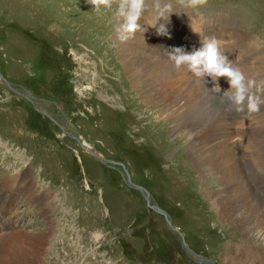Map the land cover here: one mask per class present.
<instances>
[{
	"label": "rangeland",
	"instance_id": "rangeland-1",
	"mask_svg": "<svg viewBox=\"0 0 264 264\" xmlns=\"http://www.w3.org/2000/svg\"><path fill=\"white\" fill-rule=\"evenodd\" d=\"M159 3L157 9L145 0L138 20L158 44L148 52H190L202 38H214L248 80L264 84V0H206L187 8L178 0ZM115 10L97 11L87 0H0V187L18 186L24 196L33 181L53 194L49 220L21 198L22 227L53 230L50 264H264L262 236L232 227L226 229L233 235L222 236L213 220L200 218L197 206L207 196L214 201L206 189L219 184L210 177L203 192L194 185L200 168L192 137L185 139L174 118L161 121L154 112L183 113L186 101H195V117L207 126L227 101L207 94L210 77L204 84L187 68L135 87L121 65L127 40L117 39ZM161 24L166 34L158 33ZM169 82L175 90L166 92V103L153 97L159 104H144L154 87L168 90ZM218 83L230 88L227 77ZM226 113L235 126L249 116L256 128L264 124V105L250 115ZM252 177L264 199V177ZM5 199L0 195V206L10 203Z\"/></svg>",
	"mask_w": 264,
	"mask_h": 264
},
{
	"label": "bare ground",
	"instance_id": "bare-ground-1",
	"mask_svg": "<svg viewBox=\"0 0 264 264\" xmlns=\"http://www.w3.org/2000/svg\"><path fill=\"white\" fill-rule=\"evenodd\" d=\"M123 22L124 19L121 18L119 23ZM138 24L140 28L123 43V50L121 48L120 52L122 57V60H120L122 61L121 65L124 62L128 68L130 78L135 87H141V80L145 84L156 82L159 77L162 80H167L169 73L177 71L174 63L168 58L166 53L163 56L157 50V52H148L150 45L157 44L156 38L151 36L153 31H148L150 28L146 30L147 28L142 27L140 23ZM167 51L165 50L164 52ZM189 51L192 52L193 50ZM210 78L209 83L214 87L216 82ZM169 86L168 90L166 87H154L152 92L144 97V104H159L151 100L153 97L158 98L160 101L162 100V103H166L168 101L167 98L170 99L169 94H166V92L172 94L175 90L172 82H169ZM161 88H164V90ZM208 90L209 88L204 86V91H202L205 93ZM221 91L224 92L225 90L221 88ZM214 93L219 98L223 94L212 89L207 92L208 95H213ZM186 103L188 104L185 106L183 113L172 111L171 109L174 107L171 109L163 107L155 109L154 112L157 113V119L161 121L174 118L176 120L174 121L177 122L176 125L182 130L181 134L185 135V139L188 140L189 137H192L190 149L194 150V153H198L195 156V161L200 168L196 171L198 173H194L196 175L193 180L194 185L201 187L203 192L204 184H206L208 178L212 177L219 184V188L217 187L213 191L210 190V187L206 189L208 187L206 186V193L209 191V197L214 201L209 203L207 196L204 205H202L203 207L199 208L197 206L200 218L207 224H210L213 220L215 227L212 229L221 228L220 233L223 234L222 236L226 234L233 235L227 230L232 227L241 230L244 235L249 237L253 233H257L264 240V199L252 187L250 181L253 179L251 175L260 178L264 177V173H262L264 169V124L256 128V121H253L249 116L244 120H238V124L235 126L233 124L234 120H231L232 116H229L224 107H221L222 110L214 111L215 121L207 123L206 126L205 123L197 121L195 117L199 110V103L195 101H186ZM179 108L182 111L183 108ZM237 136H240L242 141L244 140L243 142L246 146L241 147V143L240 145L238 144ZM84 146L86 145L84 144ZM4 183L5 180L2 181L1 179L0 185ZM4 187L7 188L8 186L5 185ZM5 188L0 187V195L5 197V200L10 201V203L0 206V264H50V259L46 257H49L52 253L50 245L53 241L52 238H54H51L53 230L44 228L38 230V232H33L23 228L20 222H23L24 219L20 222L19 220L22 217L25 218V214L19 211V204H15L23 202L21 198L25 196L24 201L38 207L44 214L43 219L49 220L51 208H48V205L53 199V194L48 189L45 192H41L39 190L40 187L38 188L33 181L23 187L25 189L24 196L20 194L18 186L10 191ZM200 209H202V215ZM13 212L18 213L20 216L18 215L14 218L12 216ZM8 223L10 226H7ZM3 224L6 227H3ZM205 231L208 232L209 229L207 228ZM262 250L264 252V248Z\"/></svg>",
	"mask_w": 264,
	"mask_h": 264
},
{
	"label": "clouds",
	"instance_id": "clouds-1",
	"mask_svg": "<svg viewBox=\"0 0 264 264\" xmlns=\"http://www.w3.org/2000/svg\"><path fill=\"white\" fill-rule=\"evenodd\" d=\"M87 2L94 5V9L97 11L101 7L112 8L113 5H116L114 13L117 20L116 32L117 39L121 42L131 38L140 28L138 20L145 10V0H87ZM178 2L182 7L187 8L203 5L206 0H178ZM154 7L160 8L159 0H154ZM165 7L170 8L168 5ZM172 11L174 10L169 11L168 16ZM121 18L124 19L123 23H119ZM161 27L164 31H161ZM157 31L159 34H166L167 30L165 25L161 24ZM201 45L199 49L190 53L176 47L170 49L166 54L177 70L182 67L187 68L197 78L203 79L204 84L207 83L206 78L211 77L216 82L211 88L213 91L220 93L221 88L218 80L220 77H227L230 88L221 95V103L227 101L226 112L245 114L246 108L245 115H250L259 111L261 105H264V95H255L250 90L255 87L257 93H264V84L257 85L254 81L248 80L244 73L238 67H234L228 57L220 51L218 42L214 38L211 40L202 38Z\"/></svg>",
	"mask_w": 264,
	"mask_h": 264
}]
</instances>
